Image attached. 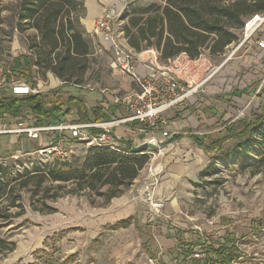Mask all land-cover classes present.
<instances>
[{
  "label": "rangeland",
  "instance_id": "1",
  "mask_svg": "<svg viewBox=\"0 0 264 264\" xmlns=\"http://www.w3.org/2000/svg\"><path fill=\"white\" fill-rule=\"evenodd\" d=\"M128 1L129 5L130 2L138 5L161 2ZM2 13L9 14L11 10L3 9ZM34 32L32 29L24 33L13 30L8 37L1 31L0 64L7 67L12 57L28 53L24 35ZM89 38L92 53L87 57L88 68L82 83L77 85L89 93L104 89L107 93L122 95L120 86H123L125 75L114 67L112 50L101 47L95 34ZM228 52L224 49L221 54L210 55L207 48L203 49L195 58L197 62L189 64L194 80H202L205 74L210 75L209 78L220 76L221 64ZM239 54L242 55L241 50L226 60L224 69L228 70L223 72L228 76L239 75V86L247 84L251 94L244 92L242 97L231 102L221 95L233 87L238 88V84L224 83L219 87L216 82L207 86L204 83L200 87L205 89L204 93L198 88L188 95L195 103H204L202 110L195 112L194 103L184 99L177 107L163 112L168 122H180L174 127L175 133L188 134L186 130L194 129L201 134L218 136L222 124L230 119L254 113L249 116L252 117L264 110V56L254 62ZM234 61L243 63L240 71L233 67ZM14 77L21 79L15 74ZM33 77L41 91L39 84L47 85V74L42 77L34 72ZM42 92L45 91L42 89ZM72 106L75 108V104ZM184 111L189 112L187 116L195 113L197 118L198 115L199 124L191 127L189 122L184 123L187 117ZM24 134L12 135V138L17 137V142L9 134L0 135V165L3 166L0 186L5 187L0 197V264H190L188 257L177 256L176 239L180 235L188 237L194 231L212 236V239L225 232L233 233L244 252L234 264H264V122L243 137L225 141L221 152L207 153L197 181L180 183L177 214L162 215L161 209L154 214L140 203L132 215L136 220L116 229L112 224L119 217L114 215L115 210L110 205L102 203V197H94L87 190L65 193L64 189L56 187L57 182H51L50 190L44 193L34 180L26 185L19 181L27 172L55 159L81 156L91 145L71 140L66 154L58 156L47 150L39 152L42 145L36 143V138ZM151 149V157L156 155L162 160L172 151L164 141ZM183 154L175 155L171 163L177 158L179 162H186ZM145 167L147 172L154 168L149 162ZM52 195L55 197H48ZM89 197L93 198L92 202ZM194 250L202 255L200 249Z\"/></svg>",
  "mask_w": 264,
  "mask_h": 264
},
{
  "label": "trees",
  "instance_id": "2",
  "mask_svg": "<svg viewBox=\"0 0 264 264\" xmlns=\"http://www.w3.org/2000/svg\"><path fill=\"white\" fill-rule=\"evenodd\" d=\"M159 1L162 3L152 1L138 5L130 2L123 13V34L129 46L135 51L152 48L158 52L159 61L179 54L195 59L205 48L210 55L221 54L237 38L236 31L244 20L264 9V0ZM83 3L84 0H0V32L5 31L9 37L13 30L19 33L28 29L35 31L24 35L29 52L12 57L7 67L31 86H36L34 72L42 77L51 72L62 80V84L82 83L88 68L87 57L92 53L91 39L79 20L84 11ZM3 9L11 10V13L4 15ZM25 109H30L39 118L38 124L60 111L67 114L76 111L80 122H103L111 118L100 105L88 108L84 98L60 86L45 92L14 95L5 82L0 87V116L8 113L21 117ZM263 122L264 110L250 119L229 121L219 136H192V139L205 152L217 153L224 149L225 141L243 137ZM91 131L99 133L102 129L91 128ZM180 135L172 134L164 142ZM116 141L114 148L91 145L81 156L55 159L27 172L19 181L26 185L34 180L44 193L50 190L51 182H57L56 187L64 189L65 193L87 190L94 197H102V203L106 204L133 183L151 158L152 149L135 150L136 145L129 137ZM4 192L5 187L0 186V197ZM89 200L92 202L93 198L89 197ZM129 223V218L118 220L112 228L125 227ZM192 233L176 239L177 256L188 257L190 264H234L244 256L233 233L225 232L215 239L199 231ZM196 248L203 253L202 257L194 256L198 253Z\"/></svg>",
  "mask_w": 264,
  "mask_h": 264
},
{
  "label": "crops",
  "instance_id": "3",
  "mask_svg": "<svg viewBox=\"0 0 264 264\" xmlns=\"http://www.w3.org/2000/svg\"><path fill=\"white\" fill-rule=\"evenodd\" d=\"M128 4H129L128 0H84L83 3L84 11L81 17L79 18L82 28L85 30V32L88 35L95 34L98 43L101 45V47L109 48L110 46L109 42L105 40L102 37V35L93 32V25L94 22L100 17L102 13L109 10H116L117 14L119 15L118 21H119V30L121 32L120 34L121 42L128 50H130L134 54V58H135L134 60L135 63L136 62L138 63L137 67L140 73H144L146 71L145 66L147 64L154 63L161 67L170 66L175 72H178L180 71L179 70L180 65L181 66L184 65L181 64L182 61H184L185 63L186 62L188 63V61L192 63L197 62L198 59H189L185 54H179L178 56L170 58L166 61H159L158 52L154 49L135 51L132 47H130L123 34V24L125 23V20H123V13L129 7ZM241 52L242 55L239 54V56L247 57L246 60L248 61L252 60L256 62L255 59H260L261 57L264 56V49H259L256 48L255 46H252L249 49H245V51L241 50ZM226 62L227 61H224L221 64V68H223L224 71L228 70V69H224L228 63ZM234 62L236 63V61ZM235 63H233V67L235 68L237 67L238 71H240V66H243V63L242 64L241 62H238L236 64ZM188 67L190 69V66ZM223 70L221 71L222 74L220 76H217V78H213V76H211L209 80L207 79L204 82L205 86H207L206 84H211L212 82H216V84L219 87H222L224 83L231 84L232 86H234L240 82L239 75L228 76L227 74H224L225 72H223ZM46 74H47V85L43 86L39 84L41 91L42 89L43 91H46L48 89L60 86L65 90H68L76 95H79L82 98H85V100L88 99L87 101H85V105L88 108L94 105H100L105 112L111 115V118L107 121L117 118H123V122L111 126V132L112 135L115 137L116 143H117L116 140L119 138L129 137L132 139L133 144L137 145L143 142L142 140L144 136L150 134H153L156 138L159 139L162 138L160 134V129H162L163 126H159V127L156 126L155 129L152 130L148 129L145 134H141L138 131L139 123L136 120H131V119L125 120V118L129 115V113L124 107V105L122 106V104L115 103L114 95L116 93L114 92L107 93L106 90L104 89L99 90L97 92L89 93L87 92V90L83 88V86L73 83L62 84L63 83L62 80H60L57 76L53 75L50 72ZM124 75L125 76L123 77V86H120L123 90V94L138 92L140 90L138 84L130 76L126 74ZM206 75L207 74H205L204 77ZM204 83L202 85H204ZM74 86L77 88H75ZM136 87H139V90H137ZM237 87L238 88L233 87L232 90H227L228 92L222 94L221 97H224L226 100H231L232 102V99H236V98L239 99L240 97H242L244 92L245 93L249 92V94H251V90L247 87V84H243V86L241 87L238 84ZM200 92L204 93L205 89H202ZM189 99L191 101H189ZM194 100L195 99L192 98L191 96L190 98H187V101H189L190 104L194 103L193 104L194 108L197 109L195 110V112L202 110L204 107V103L203 102L195 103ZM211 112L217 116L216 110L212 109ZM188 113L189 112H186L183 115L187 116ZM194 114L195 113H193V116L192 115L187 116L186 121L184 123L189 122L191 127L197 126L199 124L197 120L198 115L196 118ZM252 114L254 113H249L244 117L250 119L251 117L249 116ZM50 119L68 122V123L80 122L79 115L76 111L73 112L72 114H67L60 111L57 112L55 116H53ZM229 121H234V120L230 119ZM229 121L223 123L221 127L223 128L225 124H227ZM21 122L25 124V122H23L22 119L17 118L14 122V125H18ZM178 122L167 121V125L165 126V128L171 130L175 134L174 127H176ZM185 130L186 129H184L183 131ZM186 132H188V134L176 133L181 135L175 138L174 140L165 143V145L166 144L169 145V148L172 149V151L170 152L171 154L169 156L165 157L162 160L161 158H156V155H154L149 160V165L154 167L155 171L158 172V176H159V182L156 184V186L153 189L152 200L163 201V206L159 208V210L161 209L160 214L162 215L164 214L170 216L172 214L175 215L179 212L178 191L181 187L180 183L183 181L189 183L197 181V175L199 173V170L201 167H203V163L207 161V152L199 148L194 143L192 136H198L200 138H206V137L208 138L210 137V135H206V133L201 134L200 131L194 129L186 130ZM222 133H223L222 130L220 133L218 132V136L221 135ZM57 134H58L57 131L41 132L39 137L34 140L38 145H42V147H44L49 142V140H51L53 137H56ZM0 135H6V134H0ZM12 135L13 134H9V137L12 138ZM12 140L17 142V137L12 138ZM182 152H184L183 159L186 162H179L177 158L174 159V162L171 163L172 158H174L175 155L182 154ZM145 166L139 171V174L133 180V183L128 188H126L122 194L111 198L107 203L108 205L111 206V208L115 210L114 215L119 217L117 218L116 221L129 218L130 219L129 225H130L132 222H134V220H136L132 215L135 214L136 210L138 209V205H140V203L145 204L146 207L149 208V204H148L149 201H147V195L149 192H147V190L145 189V185L149 182V178L147 177V167ZM189 183L187 185H189Z\"/></svg>",
  "mask_w": 264,
  "mask_h": 264
},
{
  "label": "built area",
  "instance_id": "4",
  "mask_svg": "<svg viewBox=\"0 0 264 264\" xmlns=\"http://www.w3.org/2000/svg\"><path fill=\"white\" fill-rule=\"evenodd\" d=\"M119 15L116 10H109L100 15L94 22L93 32L102 35L110 44L114 59V67L122 74L130 76L140 87L135 93H126L114 95L115 103L122 104L129 115L125 118L136 120L139 123L138 131L145 134L147 130L155 129L157 125L163 126L160 129L162 138H156L153 134L144 136L142 141H146L152 147H158L167 137L172 135V131L165 128L167 120L163 112L171 107H177L183 100H187L192 90H202L201 85L210 77L206 75L202 80L195 81L189 72V62L180 65L178 72H175L170 66H159L157 64H147L146 71H138V63H135L134 54L128 50L121 42L119 30ZM255 46L264 49V9L248 16L241 28L237 38L229 43L225 49L228 55L226 61L239 50L249 49ZM8 76V79H7ZM8 83L11 94L25 95L37 93L38 85L31 86L22 79L15 78L14 72L8 67L0 64V87ZM194 87L190 90L188 87ZM23 117L10 116L4 113L0 117V134H21L25 133L29 138H38L41 132L57 131L56 137H53L44 146L38 149L39 152L47 150L58 156L66 154L70 147L71 140H81L89 145L107 146L114 148L116 146L115 137L112 135L111 126L123 122V118H117L103 122H79L68 123L48 119L42 124H37L39 118L34 117L30 109H25ZM17 118H22V122L13 125ZM91 128H101L99 133H93ZM68 133V134H67ZM151 148L149 150H151ZM30 153V152H28ZM149 182L145 185L147 190V201L149 210L154 213L163 206V201L152 200L153 189L159 182L158 172L154 168H149L147 172ZM202 234V233H201ZM196 257H202L199 253H194Z\"/></svg>",
  "mask_w": 264,
  "mask_h": 264
},
{
  "label": "water",
  "instance_id": "5",
  "mask_svg": "<svg viewBox=\"0 0 264 264\" xmlns=\"http://www.w3.org/2000/svg\"><path fill=\"white\" fill-rule=\"evenodd\" d=\"M151 148L150 144L146 141H143L139 144H137L134 149L135 150H138V151H141V150H149Z\"/></svg>",
  "mask_w": 264,
  "mask_h": 264
}]
</instances>
